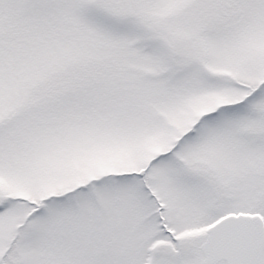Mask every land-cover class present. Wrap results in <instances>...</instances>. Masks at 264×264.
Returning a JSON list of instances; mask_svg holds the SVG:
<instances>
[{"label":"rangeland","instance_id":"1","mask_svg":"<svg viewBox=\"0 0 264 264\" xmlns=\"http://www.w3.org/2000/svg\"><path fill=\"white\" fill-rule=\"evenodd\" d=\"M238 213L264 219V0H0V264H201Z\"/></svg>","mask_w":264,"mask_h":264},{"label":"water","instance_id":"2","mask_svg":"<svg viewBox=\"0 0 264 264\" xmlns=\"http://www.w3.org/2000/svg\"><path fill=\"white\" fill-rule=\"evenodd\" d=\"M201 250V264H264V221L258 214L228 215L208 229Z\"/></svg>","mask_w":264,"mask_h":264}]
</instances>
